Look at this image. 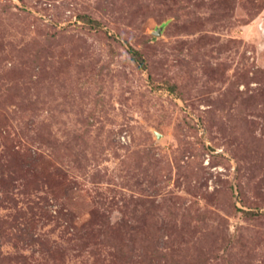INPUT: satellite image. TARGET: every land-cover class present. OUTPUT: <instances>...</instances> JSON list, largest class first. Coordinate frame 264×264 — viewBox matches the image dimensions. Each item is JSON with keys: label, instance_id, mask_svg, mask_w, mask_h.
Here are the masks:
<instances>
[{"label": "rangeland", "instance_id": "1", "mask_svg": "<svg viewBox=\"0 0 264 264\" xmlns=\"http://www.w3.org/2000/svg\"><path fill=\"white\" fill-rule=\"evenodd\" d=\"M0 264H264V0H0Z\"/></svg>", "mask_w": 264, "mask_h": 264}, {"label": "water", "instance_id": "2", "mask_svg": "<svg viewBox=\"0 0 264 264\" xmlns=\"http://www.w3.org/2000/svg\"><path fill=\"white\" fill-rule=\"evenodd\" d=\"M160 28H161V27H158V28L154 31V33L159 34V33H160Z\"/></svg>", "mask_w": 264, "mask_h": 264}]
</instances>
